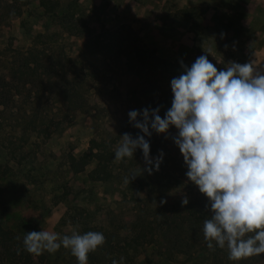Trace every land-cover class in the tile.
Returning <instances> with one entry per match:
<instances>
[{"label": "trees", "instance_id": "1", "mask_svg": "<svg viewBox=\"0 0 264 264\" xmlns=\"http://www.w3.org/2000/svg\"><path fill=\"white\" fill-rule=\"evenodd\" d=\"M61 10V0H0L1 30L13 19H20L21 28L29 34V19L38 16L46 18L54 29L47 27L45 32L32 36V45L25 49L16 47L13 39L0 44V149L8 157L5 163H0V264L44 263L48 256L46 251L39 256L29 254L23 245L26 231L42 229L39 202L29 188L38 181V175L22 174L16 186L14 181L19 173L10 161L23 165L40 151L27 150L30 146H40L37 139L45 141L62 130L65 121L85 112L95 119L89 146L81 154L65 153L68 170L77 174L90 167L88 177L92 181L103 182L117 176L128 182L132 192L127 200L132 206L123 213L109 211L111 214L100 226L87 222L85 227H80V233L99 231L106 237L103 246L89 253L88 264H112L113 259L119 261L121 257L126 264H135L142 253L146 254L142 264L172 260L176 254L186 255L190 264H264V255L232 261L227 247L215 250L207 247L202 231L203 221L210 215L207 198L186 177V166L171 156L172 137L178 131L174 126V133H156L150 129L151 136H145L150 142V156L155 158L161 150L164 153L158 177L131 179L137 173L136 165L144 162L141 149L138 161L136 152L132 158L114 160L121 135H144L129 122L130 110L159 107L163 118L171 107L170 81L183 73L181 60L159 56L157 49L131 25L121 23L113 33V40L94 51L104 53L108 48L107 53L120 63L118 76L133 75L136 84L126 90L129 103L124 113L115 110L117 113H107L102 100L96 97L98 93L91 88V75L82 59L86 54L82 50L101 42L102 36L96 34L83 44L78 39L90 33L84 20L85 10L74 1L68 4L66 12ZM199 17L198 7H186L162 18L164 24L188 21L189 30L197 38L203 31L197 21ZM63 30L73 37L68 45L59 40ZM200 45L196 47L198 54L203 52ZM194 61L183 62L190 67ZM223 68L222 64L217 67ZM106 91L115 92V89ZM59 189L57 200L56 194L52 195L53 205L61 200L76 203L81 198L80 192L66 183ZM185 197L189 203L182 205ZM68 255V259L63 256L64 264H72L74 256L71 252ZM54 262L59 264L57 258Z\"/></svg>", "mask_w": 264, "mask_h": 264}, {"label": "clouds", "instance_id": "2", "mask_svg": "<svg viewBox=\"0 0 264 264\" xmlns=\"http://www.w3.org/2000/svg\"><path fill=\"white\" fill-rule=\"evenodd\" d=\"M180 63L183 73L170 81L171 107L163 118L159 107L130 110L129 122L144 135H121L114 160L132 158L141 149L146 164L154 165L145 170L158 171L164 153L150 158L145 136H151L150 129L168 133L174 126L178 131L172 139L183 156L185 175L207 198L210 215L202 228L207 247H227L232 261L264 255V66L232 61L218 70L207 55L190 67ZM105 241L99 231L61 236L41 229L26 231L23 245L36 256L63 247L78 264H88L89 253ZM112 264H124V258Z\"/></svg>", "mask_w": 264, "mask_h": 264}, {"label": "rangeland", "instance_id": "3", "mask_svg": "<svg viewBox=\"0 0 264 264\" xmlns=\"http://www.w3.org/2000/svg\"><path fill=\"white\" fill-rule=\"evenodd\" d=\"M61 13L66 12L68 4L72 1L77 2L81 9H84V20L90 29V33L85 37H80L78 40L86 45L96 34H101V42L93 43L92 48L83 49L86 53L82 59L87 72H90V85L93 91L97 94L96 97L102 100L103 105L106 106L107 113L123 112L128 105V96L126 90L134 87L136 84V77L133 75L128 77H119L117 72L120 71V63L116 61L107 49L104 53H98L94 49L99 48L104 43L113 40V33L117 27L123 22H117L109 25L105 22L109 20L114 21L118 16L116 13L109 16L110 12L105 14L109 7V0H61ZM222 1V0H221ZM233 0H223L225 4ZM220 3V1H219ZM206 5H193L189 7H198L200 17L197 19L200 27L203 29L202 33L196 38V34L189 30V22H172L163 24L160 27L153 26L149 29L146 35H141L139 29L132 26L137 33H139L146 42L155 47L159 56L168 59H179L190 63L200 55H207L208 59L216 66L224 65L232 61L244 63L245 53L241 48V43L236 41L234 29L238 32H243L244 27H237V16L230 15L228 21L214 17V12L211 8H206ZM183 8H180V10ZM215 9V8H213ZM170 13L179 10L176 6L169 8ZM179 14L182 15V12ZM108 18L106 19V17ZM235 16V17H234ZM103 17H105L104 21ZM191 22V21H190ZM47 27L54 30L50 22L43 17H32L29 19L27 34L20 25V19H13L10 23L0 29V44H6L10 39L18 48H28L32 45V36L45 32ZM223 35V38L221 34ZM234 35V38H233ZM73 39L69 32L63 30L60 34L59 40L62 44L68 45ZM201 44V45H200ZM200 45L203 47V52L198 54L196 47ZM111 55V56H110ZM115 89V92H107L106 90ZM100 92V93H99ZM124 113V112H123ZM125 115V114H124ZM124 118V117H123ZM94 117L90 112L80 113L75 118L65 121L62 125V130H58L54 135L45 141L37 139V144L40 146H30L27 150H40L36 156L31 155L30 160L18 166V164L11 160L10 164L18 171L19 176L14 183L19 186V179L22 174H29L30 176L38 175V181L30 184V193L35 196L39 202L38 211L41 216V226L43 230L54 231L63 235H71L72 232L78 231L80 227H85L87 222L92 226H100L101 221L107 220L111 214L109 211L115 212L118 215L123 213L127 208L132 206L129 199L132 192L128 188V182L122 181L119 177L114 176L107 181H92L88 177L90 167L81 173H73L68 170L65 162V153L73 152L75 154L83 153L89 146V139L91 137L92 128L94 126ZM171 127L169 132L174 133L175 129ZM133 135V133H130ZM35 140V139H34ZM171 156L178 161H183V156L179 148L172 140ZM140 150L137 149L136 161L140 160ZM150 158L154 159L153 156ZM8 159L6 151L0 149V163L6 162ZM163 164V163H162ZM163 166V165H162ZM148 167L154 165L146 164L144 162L136 165L137 175L149 176L156 178L158 172L162 170H153L151 174L147 170ZM141 174V175H140ZM18 175V174H17ZM33 180V178L31 177ZM68 184L74 191L80 192V200L72 203L70 200H61L53 205L52 195L56 194L55 200L61 194L59 186ZM136 188V187H135ZM88 218H84L89 215ZM73 216L75 219H73ZM76 222H75V221ZM152 249V247H149ZM71 252L69 249L61 247L56 253H47V260L44 263L34 262L29 264H55L54 260L57 258L59 264H64L63 256H67ZM145 253L139 255L135 264H142L145 258ZM97 261V260H96ZM72 264L77 262L76 257L71 259ZM12 264V263H6ZM124 264L125 259H124ZM156 264H190L186 255L176 254L172 260L161 259Z\"/></svg>", "mask_w": 264, "mask_h": 264}, {"label": "crops", "instance_id": "4", "mask_svg": "<svg viewBox=\"0 0 264 264\" xmlns=\"http://www.w3.org/2000/svg\"><path fill=\"white\" fill-rule=\"evenodd\" d=\"M220 1V3H219ZM223 1V0H222ZM221 0H109V7L106 10L111 16L114 12L116 18L107 23L117 22L130 23L139 29L141 35H146L153 26L160 27L164 24L163 16L168 15L172 6L186 8L193 5H206L215 13L218 20L228 21L230 15H240L235 18L237 27H244L241 33L235 31L236 41L241 43L245 53L244 63L253 62L256 65L264 66V0H233L225 4ZM215 8V9H213ZM235 17V16H234ZM108 16L106 17V19ZM105 17H103L104 21ZM234 38V35H233ZM238 61V58H236ZM236 61V62H237Z\"/></svg>", "mask_w": 264, "mask_h": 264}]
</instances>
